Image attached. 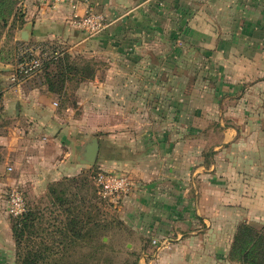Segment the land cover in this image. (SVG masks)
I'll return each mask as SVG.
<instances>
[{
    "label": "rangeland",
    "instance_id": "1",
    "mask_svg": "<svg viewBox=\"0 0 264 264\" xmlns=\"http://www.w3.org/2000/svg\"><path fill=\"white\" fill-rule=\"evenodd\" d=\"M186 1L193 8V0ZM6 4L12 8L9 14H14L15 19L10 20L13 24L22 11L13 0H6ZM128 22L127 19L125 23ZM199 26L189 22L179 30L168 26L164 36L168 42L152 44L153 50L169 52L168 59L138 60L133 65L139 68L137 74L130 75L127 69L119 76L126 84L125 92H101L108 103L90 108L102 112L106 121L105 131L99 132L101 150L93 164H84L81 173L66 178H77L72 187L65 179L53 183H61L55 186L58 190L67 187L64 203L56 202L46 189L18 183L15 166L8 165L11 156L0 147V264H154L164 247L169 253L165 256L167 264H252L253 257L246 256V251L238 254L243 244L236 235L243 225L250 226L258 236L264 228V82L259 90H245V81L234 80L226 73L222 60L210 58L213 44L209 33L205 35ZM124 28L126 32H119L123 38L132 34L127 25ZM12 35L11 27H0V48L8 54L7 59L0 61H7V69L13 73L4 86L27 79L19 76L20 56H15V52L23 44H34L15 42ZM124 44L128 48L129 43ZM47 45L41 69L29 79L36 84L39 80L46 82V71L52 75L62 71L60 76L49 79L54 82V92L61 94L63 104L76 101L81 85L96 83L100 77L111 84L117 80L109 73L98 75L99 70L112 67L115 61L107 55H69L64 45ZM146 63L155 64L156 70L146 72ZM255 83L256 80L251 82ZM2 88L0 84V132L5 126ZM93 90L88 95L96 103L97 91ZM120 97H125L127 105L116 103ZM116 121L120 122L117 128ZM90 123H96L93 117ZM119 129L126 131L128 138L130 133L141 132L142 137L145 133H164L170 151L162 165L155 162L158 170L149 176H137L130 169L102 167V161L115 158L113 137L109 135ZM178 136L185 140L184 179H179L184 185H180V192L177 152L173 151ZM107 172L126 176L132 184L117 195L102 198L95 192L94 177ZM13 186L22 191L25 211L32 218L26 222L28 227L18 244L13 234L15 217L7 213L5 202ZM178 194L184 196L183 203L177 201ZM196 195L203 200V196H212L213 201L198 202ZM248 196H254L255 201H248ZM70 200L76 201L70 204ZM178 211L185 217L180 225L177 218L168 217L170 212ZM209 211L217 214L204 219L201 212ZM181 239L189 240L183 244V251L175 246ZM254 255L255 264H264L261 243Z\"/></svg>",
    "mask_w": 264,
    "mask_h": 264
},
{
    "label": "crops",
    "instance_id": "2",
    "mask_svg": "<svg viewBox=\"0 0 264 264\" xmlns=\"http://www.w3.org/2000/svg\"><path fill=\"white\" fill-rule=\"evenodd\" d=\"M186 2V0H79L76 9L73 10L66 1L52 5L13 0L16 6H20L21 17H17L12 24L11 19L15 18L14 14L10 16V13L1 27L4 29L11 27L12 39L15 42L61 44L65 46L69 55L103 53L104 56L107 55L115 61L112 67L99 70L98 75L109 73L117 78L112 84L105 79L103 82V77H100L101 81L97 79L96 83L81 85L77 89L80 92L79 97L75 98L76 101L63 104L61 94L49 90L47 81L39 80L36 84L30 82L29 78L32 76L16 85L4 86L13 73L7 69V61H0L5 121V126L0 132V147L5 149L7 156H11L10 159L8 158V165L15 166L18 183L28 182L27 184L37 189H46L49 192V187L53 183L77 176L85 169L84 164L79 160L84 146L95 135L98 137L97 156L99 155L101 150L99 132L105 131L106 121L102 112L90 108L101 107L105 102L108 103L103 100L105 95L101 97V92L106 93L107 89L110 91L113 89V92L118 90L125 92L126 84L122 83L124 79L121 81L119 78L127 69L130 75L137 74L139 68L133 65L138 64V60L168 59L169 52L153 50L152 46L155 42L160 44H164V41L168 42V39H164L168 26L177 27L179 30L180 27H185L187 22L195 26L200 25L199 28L206 31L205 35L209 33V40L213 44L210 58L222 60L226 66V73L234 76V80L245 81V90L248 92L261 89L264 82L262 81L264 80V0H193V8L187 6ZM87 8L102 12L108 20V26L103 32L93 37L87 36L84 31L72 24L74 14L81 16ZM127 19L128 24L125 23ZM126 25L132 34L123 38L119 34L126 32L124 28ZM22 37L26 39L23 40ZM126 42L129 43L128 48L124 44ZM2 54L3 50L0 48V59H7L8 54H3L4 57L1 56ZM17 54L16 51L15 56ZM154 66L155 64L151 63V66H148L146 63V72L156 70ZM109 69H112L111 72ZM161 69H164L163 62ZM254 80L257 83L251 84ZM136 81L137 79L133 84ZM244 86L242 84V87ZM93 89L97 91L96 103L93 102L94 98L88 95L90 91H94ZM124 100L125 97H120L116 103L125 106L127 102ZM75 106L77 108H74ZM76 109L80 112L76 113ZM91 117L96 123H90ZM118 123L120 122H114L115 128L118 127ZM109 136L113 137L115 158L102 161V167L109 170L130 169L137 176H142L143 173L149 176L148 173L158 170L154 168L155 162L160 161L162 165L167 152L170 151L163 132L159 135L145 133L144 138L141 132L130 133L128 138L126 131L119 129ZM178 138L173 151L177 152V188L180 192V185L181 187L184 185L179 179H184L185 140H180L182 139L180 136ZM257 188H252L253 192H259ZM200 196L195 197L198 202H204L206 199L213 201L212 196H203L204 200ZM177 199L178 202H184L182 194H178ZM247 200L252 203L255 197L248 196ZM216 214V211L201 212L204 219ZM171 216L178 219L179 225L180 221L185 219L180 211L170 212L168 217ZM177 233L180 234V231L177 230ZM203 241H207L206 238ZM188 243L189 240L181 239L175 246L181 247L183 251V244ZM165 249V247L160 249L153 260L154 264L168 263L165 256L169 253Z\"/></svg>",
    "mask_w": 264,
    "mask_h": 264
},
{
    "label": "built area",
    "instance_id": "3",
    "mask_svg": "<svg viewBox=\"0 0 264 264\" xmlns=\"http://www.w3.org/2000/svg\"><path fill=\"white\" fill-rule=\"evenodd\" d=\"M40 2L46 4H56L62 1L69 3L73 10L79 4V0H24ZM74 27L84 31L88 36H93L104 30L108 26L106 16L99 11L87 8L83 15L74 14L72 21ZM49 49V45L44 42H35L34 44H23L19 50L20 62L18 72L21 78H27L34 75L42 67L43 53ZM45 50V51H44ZM94 183L97 193L102 198L117 195L120 191H125L132 182L126 176L116 173H97L94 177ZM6 211L13 217L20 216L25 211V200L22 191L18 186H13L5 199Z\"/></svg>",
    "mask_w": 264,
    "mask_h": 264
},
{
    "label": "trees",
    "instance_id": "4",
    "mask_svg": "<svg viewBox=\"0 0 264 264\" xmlns=\"http://www.w3.org/2000/svg\"><path fill=\"white\" fill-rule=\"evenodd\" d=\"M11 7H12V1H11ZM11 7H10V4H8V5L6 4V0H0V27H1L2 22L4 23L6 21V17L8 16L7 14L11 13V9H12ZM2 8H5V9H2ZM4 12H5V14H4ZM58 65L59 64H57V66ZM47 74H48L47 75V83H48L49 90H51L53 92L57 91L55 86H54V82H52V80L49 79V77L54 76V75L60 76V74H63V72L59 71L58 74L53 73V75L49 74V73H47ZM65 180H68L71 182L69 187H72V183L77 182L76 177H73L71 179L65 178ZM60 184L61 183L51 185L49 187V193H51L53 195L54 200L56 202L58 201L59 203L60 202L64 203V200L66 199V198H64V195L67 193V187H63L62 189L58 190L55 186H58ZM95 192L97 193V188L95 189ZM75 201L70 200L69 203L72 204L73 202L75 203ZM68 214H71V216H73L72 215L73 212L70 210L68 211ZM68 214L66 213V218H68ZM75 215H77V214H75ZM14 219H15L16 225L17 226L19 225V227L15 226V228H13V234L15 235V238H16L17 244H18L19 237L22 236L25 228L28 227V224L26 222L32 221V218H31L29 212L27 213L26 211H24L20 216L15 217ZM240 238H241L243 246H242L241 250H239L238 254H241V253L243 254V251H246L245 255L248 257H253L252 264H255L256 260H257V256L254 255L256 248H257L259 243H261L264 246V228H263V233L258 236L254 232V229H252L250 226L243 225L241 227V229L239 230V233L236 235L237 241ZM261 239H263V242L261 241ZM21 264H23V263H21Z\"/></svg>",
    "mask_w": 264,
    "mask_h": 264
},
{
    "label": "water",
    "instance_id": "5",
    "mask_svg": "<svg viewBox=\"0 0 264 264\" xmlns=\"http://www.w3.org/2000/svg\"><path fill=\"white\" fill-rule=\"evenodd\" d=\"M23 40L26 37H22ZM99 150V143L96 136L90 138V140L84 146L83 152L81 153V157L79 158L80 162L83 164H93Z\"/></svg>",
    "mask_w": 264,
    "mask_h": 264
}]
</instances>
